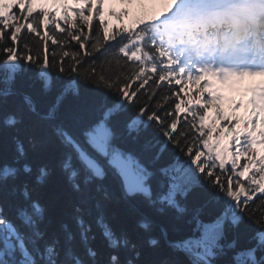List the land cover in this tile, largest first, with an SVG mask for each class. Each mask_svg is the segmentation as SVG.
<instances>
[{
  "label": "snow or ice",
  "instance_id": "6c2138e0",
  "mask_svg": "<svg viewBox=\"0 0 264 264\" xmlns=\"http://www.w3.org/2000/svg\"><path fill=\"white\" fill-rule=\"evenodd\" d=\"M119 2L0 0V264H264V0Z\"/></svg>",
  "mask_w": 264,
  "mask_h": 264
},
{
  "label": "trees",
  "instance_id": "16d2710c",
  "mask_svg": "<svg viewBox=\"0 0 264 264\" xmlns=\"http://www.w3.org/2000/svg\"><path fill=\"white\" fill-rule=\"evenodd\" d=\"M108 8L111 9L112 11H116L115 6L111 5L110 3H108ZM13 11L18 12V9H14ZM105 19H106V21L108 22L109 25L114 26V27H118L121 24L120 21L115 20L113 17H110L107 14L105 15ZM125 20H128V19L124 18L123 19V24H126V23H124ZM24 40H26L30 45H32L31 54L33 56H36L37 54L42 56L44 54L43 50H42L41 42L38 40V38H36L35 36H29V35H27L25 33ZM20 47H21V51H23V44H21ZM53 50H55L56 52H59V49H57L55 45H51V42H49L48 56L50 58V65L52 63L51 58L53 56ZM0 58H2V57H0ZM70 64H71L70 60H68V62L64 64V67H65L66 71H65V73L63 75L65 77H71L73 75L70 71H68V69L70 67ZM58 67H59V65H56L55 67H51L50 66L49 71H50V73L53 76L56 75ZM87 68H88V66L86 65L85 68L80 69V71L83 73V72H85L87 70ZM38 70L39 69H37V71ZM66 82H68V81L66 80ZM30 83H31V85L33 87H35L37 89H39L40 86H41V81L38 80V79H35V78L32 79L30 81ZM54 95H55V91L48 93L49 98L53 97ZM111 98L112 99L118 98L117 94L115 92V89L112 90ZM98 102H100V103L104 102V98H98ZM135 102L138 103V104L139 103H143L144 102L143 97H141V99H139V100H136ZM76 103H78L76 98H74L73 96L69 95V96L66 97V99L64 101V106L65 107H72ZM224 114L227 115L225 111H224ZM233 114H236V113H233ZM130 115H135V113H131ZM190 213H191V208H189V215L184 217L181 221H175L173 219V217L171 216V214H154L153 218L155 220L157 228L165 227V228H167L169 230L170 236L172 238L182 239V238H186V237H189V236L193 235L191 226L186 223V221L191 218L190 217ZM176 224L179 225V231L178 232L173 231V225H176ZM228 239L229 240L232 239V234L231 233H229ZM249 240H250V238H249V236L247 234L241 233L240 236H239L237 250L244 249V248L248 247L249 246ZM233 254H234L233 251H229L228 255H227V259L231 260Z\"/></svg>",
  "mask_w": 264,
  "mask_h": 264
},
{
  "label": "rangeland",
  "instance_id": "374dc122",
  "mask_svg": "<svg viewBox=\"0 0 264 264\" xmlns=\"http://www.w3.org/2000/svg\"><path fill=\"white\" fill-rule=\"evenodd\" d=\"M259 83H260V81L257 78H251V79L245 78L242 81V83H240L238 86L239 87H245V86L248 87V86L256 85V84H259Z\"/></svg>",
  "mask_w": 264,
  "mask_h": 264
}]
</instances>
